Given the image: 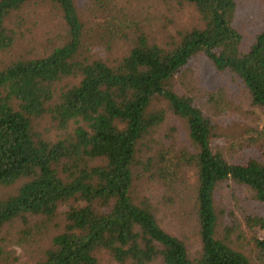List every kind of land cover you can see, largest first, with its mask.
Listing matches in <instances>:
<instances>
[{
	"label": "trees",
	"instance_id": "1",
	"mask_svg": "<svg viewBox=\"0 0 264 264\" xmlns=\"http://www.w3.org/2000/svg\"><path fill=\"white\" fill-rule=\"evenodd\" d=\"M28 1L0 0V51L17 34L7 19ZM49 1L64 24L60 42L40 57L18 56L0 67V186L18 183L0 196V227L16 220L28 226L38 216L51 221L64 206L62 229L37 264H99V250L118 264H254L230 240L239 223L233 210L217 236L215 191L225 182L250 191L260 211L243 221L264 233V147L237 161L232 158L245 145L237 139L227 141V152L213 150L214 124L174 86L201 56L236 75L251 104L264 108V27L243 50L233 26L235 0H177L194 7L200 24L162 46L147 31L149 15L117 0L89 4L94 24L81 19L73 0ZM118 41L126 52L106 57ZM207 97L215 113L230 111L220 88ZM167 113L181 119L186 141L176 142L174 127L165 131L167 141L154 139ZM42 117L55 139L36 128ZM254 140L264 143V128ZM152 179L170 191L191 188L200 241L195 255L163 228L157 205L137 195L136 186ZM231 200L238 206L234 194ZM253 245L264 256V235Z\"/></svg>",
	"mask_w": 264,
	"mask_h": 264
},
{
	"label": "rangeland",
	"instance_id": "2",
	"mask_svg": "<svg viewBox=\"0 0 264 264\" xmlns=\"http://www.w3.org/2000/svg\"><path fill=\"white\" fill-rule=\"evenodd\" d=\"M79 16L84 21L96 22L89 4L93 0H73ZM236 12L233 26L243 35L242 49L245 50L253 41L254 35L264 27V0H235ZM118 6L149 15L147 31L162 46L177 41L179 33L200 24L198 13L191 4L177 0H117ZM6 25L16 31L13 45L0 51V67L18 56L40 57L57 45L63 37V21L60 11L49 0H29L18 11L7 19ZM126 52L125 42L118 41L106 52L105 56L117 59ZM175 79V88L188 95L194 104L210 118L217 133L211 137L213 150L226 151L227 141L236 140L240 146L232 160H242L247 155L261 151L264 143L254 140L256 132L264 128V108L251 104L248 91L236 75L229 71H217L203 57L194 58ZM68 79L63 83H67ZM220 88L225 95L230 111L217 114L207 101L208 93ZM36 128L49 139H55L57 131L46 117L35 122ZM177 143L186 141L184 124L177 116L167 113L166 119L155 133L154 139H165V131H170ZM254 141V143H252ZM151 145V144H150ZM238 146V147H239ZM237 147V148H238ZM193 169H188V180L192 185ZM18 183L8 187L0 186V196L12 192ZM137 185V184H136ZM191 189V188H190ZM190 189L169 190L157 180L142 181L136 186L138 196H148L157 205V217L163 228L171 234L185 240L188 253L193 256L200 248L197 234L198 226L194 215V195ZM234 194L238 198V206L231 200ZM215 207L218 215L217 236L224 235L229 224L226 211L233 210L238 218V228L230 234L233 244L247 253L254 264H264V256L255 250L253 238H261L264 233L258 229H250L243 221L247 213L260 211L259 204L251 197L250 191L235 186L232 182L220 184L215 191ZM61 206L59 213L51 221L41 217L29 219L28 226H22L19 220L0 227V264H37L47 248L52 245V238L58 234L63 225ZM99 264H118L106 250L96 252ZM159 264V263H154Z\"/></svg>",
	"mask_w": 264,
	"mask_h": 264
}]
</instances>
